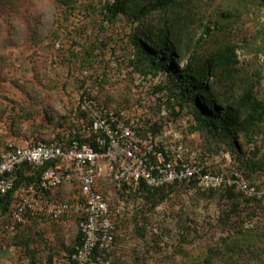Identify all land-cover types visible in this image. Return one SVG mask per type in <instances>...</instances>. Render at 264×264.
Returning a JSON list of instances; mask_svg holds the SVG:
<instances>
[{
  "label": "rangeland",
  "instance_id": "rangeland-1",
  "mask_svg": "<svg viewBox=\"0 0 264 264\" xmlns=\"http://www.w3.org/2000/svg\"><path fill=\"white\" fill-rule=\"evenodd\" d=\"M110 1L0 0V154L8 143L64 134L74 100L84 96L158 137L180 134L185 148L212 170L239 168L260 197L232 199L189 184L167 187L152 198L144 192L120 196L103 178L98 187L114 212L121 243L110 255L111 264H198L207 245L220 238L264 231V5L261 0H177L183 27L178 38L186 49L169 64L155 66L135 38L149 24L159 26L162 15L155 12L143 23L121 14L106 17ZM141 43L154 53L146 40ZM223 46L232 47L235 58L212 71L210 91L221 107L241 108L246 95L259 106L254 127L229 137L201 121L197 103L182 95L170 73L202 65ZM237 112L235 122L241 124L249 113ZM101 167L105 172V164ZM74 185L59 188L54 197L71 199L77 195ZM159 195L163 201L153 205ZM234 203L237 210L222 222ZM9 227V216L0 213V264H69L77 218L38 217L13 231Z\"/></svg>",
  "mask_w": 264,
  "mask_h": 264
},
{
  "label": "built area",
  "instance_id": "built-area-1",
  "mask_svg": "<svg viewBox=\"0 0 264 264\" xmlns=\"http://www.w3.org/2000/svg\"><path fill=\"white\" fill-rule=\"evenodd\" d=\"M73 107L85 113L87 122H78L85 131L96 135L100 150L88 142L72 140L66 144L51 139L24 145L8 143V149L0 154V196L8 192L13 196L10 231L33 218L82 216V241L68 256L69 264H111L110 255L121 247L113 223L114 212L107 197L98 190L100 178L107 180L120 196L142 188L153 190L185 182L194 183L201 190L234 188L246 198L260 197L239 171L206 169L209 164L201 163L194 152H189L178 133L167 132L158 137L142 131L126 116L105 108L90 96L77 97ZM27 165L42 169L39 180L15 187L18 169ZM73 182L79 188L75 200L57 201L47 196L58 186Z\"/></svg>",
  "mask_w": 264,
  "mask_h": 264
},
{
  "label": "trees",
  "instance_id": "trees-1",
  "mask_svg": "<svg viewBox=\"0 0 264 264\" xmlns=\"http://www.w3.org/2000/svg\"><path fill=\"white\" fill-rule=\"evenodd\" d=\"M261 3L264 5V0H261ZM177 0H111L106 6V17H116L117 15H124L127 18L131 19L134 22L143 23L149 16L157 12L162 15V22L159 26H149L146 28V31L143 34H140L135 38V41L139 43V49L145 52L146 57H148L151 64L165 65L169 64L173 58H177L182 51L186 49V46L181 45L179 41V31L181 33L183 27L179 24L180 15L178 13L179 6L177 5ZM178 6V7H177ZM174 15V17L172 16ZM170 16V17H169ZM173 17V18H172ZM182 23V22H181ZM208 28L205 33H207ZM204 34L198 40V43L203 39ZM149 43L154 48V53L157 54L155 57L154 53L151 52L150 48H147L141 41ZM233 48L229 46L220 47L213 55H211L202 65L198 66L194 63L188 64L185 68L179 70H172L170 73L176 77L177 86L180 88L182 95H185L188 99H193L198 106V117L206 125L214 131L222 133L226 137L232 136L234 133H238L240 130L247 131L252 129L256 124L254 116L259 112V106L254 98L246 95L243 98L244 105L235 109L230 104L227 107H221L216 96L212 94L209 89V76L212 71L217 68H222L232 61L235 58V55L232 56ZM193 95H200V97L193 98ZM91 97V96H90ZM204 102V105L199 103V100ZM242 100V99H241ZM246 110L249 113V116H246L241 124H236L235 115L238 113V110ZM68 120V119H67ZM78 120H83L87 122V117L84 112L72 108L71 121L66 122L67 126L70 128L64 134L56 136L55 138L59 141H64L66 144L72 140H78L79 142H88L90 143L95 150H100L95 142V134L88 133L82 128V124ZM142 131H149L146 129L140 128ZM152 134H157V132L150 131ZM247 133V132H246ZM51 139H38L37 141H47ZM181 144L185 147L182 142ZM8 149L7 145L4 150ZM190 152V151H189ZM198 160L203 163L205 162L204 158L200 155ZM47 163L46 165H48ZM209 167L206 166V169ZM42 169H35L31 165L21 166L14 179V186L18 187L20 185H28L30 183H36L39 180L40 172ZM235 170H239L236 168ZM218 171V170H217ZM221 172L228 173L227 170L221 169ZM75 188L77 189V195L73 196L71 199H58L55 196V192L63 187L68 185L64 183L58 186L53 192H48L47 196L50 199L57 201H73L79 195V188L76 182ZM189 184L192 186L196 185L194 183H185V182H175L173 184L164 185L153 190L142 188L135 193H146L147 198H152L155 192L164 191L167 187ZM201 192L205 193H215L221 192L234 199L240 192L236 191L234 188L219 189V190H201L196 187ZM98 190L104 195V192L101 191L98 187ZM244 197V196H243ZM13 196L12 192L0 196V213L7 214L10 216V206ZM164 196L159 195V197L153 202L154 204L160 203L163 201ZM256 199V198H250ZM237 204H233V208L228 212L224 213L222 222L228 221L232 211L237 210ZM70 217L77 218V235L74 244L69 249V255L75 251L76 247L81 244L82 233L80 230V220L82 219L81 215H72ZM34 219V218H33ZM32 220V219H31ZM11 224V222H10ZM261 244H263L261 246ZM239 258L234 259V258ZM264 231L256 232L246 231L239 233V235L226 236L220 238L218 241L213 242L206 247V253L204 259L198 264H226L233 263L239 264L240 262H245L244 264H253L256 260V264H264Z\"/></svg>",
  "mask_w": 264,
  "mask_h": 264
}]
</instances>
